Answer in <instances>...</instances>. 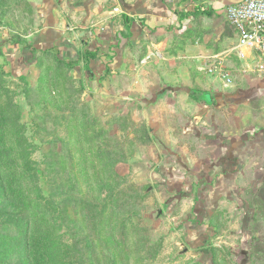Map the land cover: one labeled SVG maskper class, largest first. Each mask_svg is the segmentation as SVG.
<instances>
[{
	"label": "rangeland",
	"instance_id": "374dc122",
	"mask_svg": "<svg viewBox=\"0 0 264 264\" xmlns=\"http://www.w3.org/2000/svg\"><path fill=\"white\" fill-rule=\"evenodd\" d=\"M59 3L0 0V133L7 137L0 152L28 159L33 177L22 185L34 191L31 212L44 211L58 236V264H264V97L242 92L249 78L232 58L236 35L228 23L222 50L212 45L223 51L229 80L189 76L190 84H210L191 98L205 104L212 94L214 103L223 101L215 112L223 123L206 120L204 132L247 134L242 167L229 166L216 183L206 170L218 147L189 121L194 103L178 98L180 117L165 103L149 110L160 84L173 80L165 73L170 60L147 64L157 77L143 71L139 52L127 62L121 52L105 59L116 63L112 73L105 67L91 73L82 28L61 24L60 10H53ZM42 36L45 49L51 41L63 49L70 37L77 64L68 67L57 61L69 60L61 52L35 47ZM220 90L223 100L215 96ZM23 221L0 214V264H25Z\"/></svg>",
	"mask_w": 264,
	"mask_h": 264
},
{
	"label": "crops",
	"instance_id": "0c3cea01",
	"mask_svg": "<svg viewBox=\"0 0 264 264\" xmlns=\"http://www.w3.org/2000/svg\"><path fill=\"white\" fill-rule=\"evenodd\" d=\"M59 1V6L53 10H60L61 24L68 25L70 29L72 27L82 28L79 34H84V38L80 39V43L85 46L84 53L86 51L96 53V57L93 59L87 60L84 57L91 73L96 75L103 67H105V70L110 68L109 72L112 73L116 63H106L105 59L115 60L112 56L115 53L118 56V53L121 52L124 56V62H127L131 55L136 56V52H139L142 66L145 67L146 65L143 71L148 75L157 77L159 76L158 72L148 67L147 64L149 65L154 59L170 60L172 64L166 68L165 73L172 75L173 80L172 82H162V85L160 84L159 92L157 91L153 95L152 106L149 110L152 111L153 107L165 103L173 108L180 117L181 113L185 112L180 110L177 99L184 97L189 102L194 103L191 114L187 115L189 121L194 126H199L202 132L208 136L203 134L202 137L200 134L202 140L215 141L218 147L214 158L209 161L206 171L214 174V177L217 176L216 183H218L217 181L222 183V172L227 170L229 166L232 169L240 170L245 160L243 154L239 153H241V146H244L247 134L239 131L235 135L224 137L223 129L204 132L203 124H206V120H211L213 124L216 121H222L223 123V116L216 115L218 112L216 109H220V112L223 111V101L215 100L214 103L212 94H209L212 98L211 105L207 102L205 104L200 103L195 98H191L190 93L192 94L194 89L209 91L210 84L201 85L203 84L201 81L200 86L197 83L190 84L195 83V81L189 79L190 75L195 76L201 74V72L208 76L213 75L208 71L212 65L217 66H213L216 70L214 75L217 74L218 76V69H223V58H221L223 51L216 52L212 41L218 43L219 48L222 50L223 21L227 22L223 14V7L229 2L239 0ZM115 8L118 9V12H114ZM55 16L54 12L51 13L47 18V22L53 23ZM230 28L236 35L235 47H231V50H236V56L234 55L232 58L235 64L239 63L242 66L241 71L249 78V84L245 86L242 92L249 94V97H264V78L250 72L254 62L252 55L249 50L237 46V34L232 26ZM45 39L44 36L38 37L35 47L45 49ZM51 43L53 44H47V46L57 44L56 41H51ZM70 43H74V41L67 36L61 42V45H64L63 49L59 47L58 51L66 59L73 60L78 58V55L72 50L74 45H70ZM89 44L94 48H86ZM28 51H30L29 48ZM31 52L35 53L33 50ZM185 63L188 64V68ZM90 70L87 69L88 72ZM161 73L163 74V71ZM185 76H188V79ZM133 82L132 80L131 84H127V87H125L131 90ZM170 93L172 95L178 94L175 96L176 100H164ZM215 96L223 100V91L220 90V93L218 92ZM162 97L164 98L162 99ZM238 106L236 104L235 109H238ZM148 131L150 133L149 128ZM192 131L194 132V130Z\"/></svg>",
	"mask_w": 264,
	"mask_h": 264
},
{
	"label": "trees",
	"instance_id": "16d2710c",
	"mask_svg": "<svg viewBox=\"0 0 264 264\" xmlns=\"http://www.w3.org/2000/svg\"><path fill=\"white\" fill-rule=\"evenodd\" d=\"M30 51H34L31 46H28ZM42 52H51L55 55L58 54V47L53 45ZM84 57L87 60L96 57L95 52L86 51ZM57 61L63 63L68 67H74L78 60H62L57 58ZM211 96L207 94L205 100L210 103ZM8 124L1 125V128L8 129ZM7 139L4 132L0 133V141L5 142ZM12 140L8 139L7 143L10 144ZM13 151V150H12ZM12 151L4 150L0 152V161L6 160L10 165H0V195L4 205L0 214L6 215L8 219L16 221L18 218H23L22 225L24 226V252L25 264H58V251L60 242L58 236L54 234V230L44 218V211L40 209L31 212V200H34V191L31 187L23 186L22 182L25 179L31 181L33 176L28 175V170L31 167L25 165L28 159L18 158L23 154H17ZM21 152V151H19ZM27 177V178H26ZM30 194V195H29ZM41 199V194H37Z\"/></svg>",
	"mask_w": 264,
	"mask_h": 264
},
{
	"label": "built area",
	"instance_id": "2783aa9c",
	"mask_svg": "<svg viewBox=\"0 0 264 264\" xmlns=\"http://www.w3.org/2000/svg\"><path fill=\"white\" fill-rule=\"evenodd\" d=\"M223 14L237 34V46L250 51L254 61L251 70L264 78V0L229 2L223 7ZM213 66L216 65L208 69L211 74L216 72ZM218 76L229 80L223 69H218Z\"/></svg>",
	"mask_w": 264,
	"mask_h": 264
}]
</instances>
